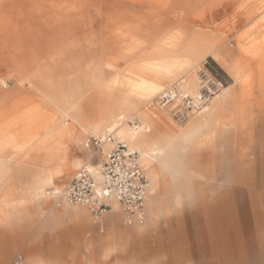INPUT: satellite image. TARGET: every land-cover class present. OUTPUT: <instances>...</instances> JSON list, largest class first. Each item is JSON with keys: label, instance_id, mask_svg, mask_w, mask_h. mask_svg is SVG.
<instances>
[{"label": "bare ground", "instance_id": "6f19581e", "mask_svg": "<svg viewBox=\"0 0 264 264\" xmlns=\"http://www.w3.org/2000/svg\"><path fill=\"white\" fill-rule=\"evenodd\" d=\"M100 1L0 0V194L33 173L27 200L44 204L48 186L81 168L82 158L70 160L81 134H113L139 154L151 222L169 214L167 194L152 197L176 169L229 187L228 197L207 210L205 264L244 258L253 263L264 239V77L260 82L254 67L264 73V0H117L146 6L118 17L113 56H100L93 47L91 11ZM104 10L107 17L110 6ZM107 42L102 45L111 47ZM234 50L243 58L237 60ZM210 55L233 84L204 111L203 124L166 131L155 98L179 81L195 91V71L184 76ZM109 60L128 65L118 69ZM135 116L141 121L137 129L125 123ZM38 159L45 168L31 166ZM119 208L114 202L113 212ZM189 220L194 229L186 233L200 244V219L192 214ZM180 232L175 228L162 237L178 239Z\"/></svg>", "mask_w": 264, "mask_h": 264}, {"label": "rangeland", "instance_id": "374dc122", "mask_svg": "<svg viewBox=\"0 0 264 264\" xmlns=\"http://www.w3.org/2000/svg\"><path fill=\"white\" fill-rule=\"evenodd\" d=\"M100 2H102V0ZM100 2L97 4L98 5L97 9H94L91 11L92 12L91 16L93 19H91L90 26H93V32L96 34L94 37L95 41H94L93 47H95L94 49H96L97 54L100 56H104V55L113 56L115 53L114 51H115L116 45L114 46L115 38L113 37L112 33L115 30V27H116L115 22L117 21L111 20V19L109 21L106 19V14L104 10L105 6L107 5L110 6L111 13L108 14L109 16L118 17L122 15L124 11H127V10H132V11L134 10L135 12L139 10L141 11V9L144 8V6L146 5H140L139 7V5L120 3L117 0H109V2L107 3L104 2L102 4ZM113 6L115 8L112 10ZM167 7L168 6L164 5L162 7H159V9L162 12H164L167 9ZM108 21L110 23L109 27L111 30L106 28L107 27L106 23ZM111 22L113 24H111ZM79 29L80 31H82V30H85L86 27L82 26ZM107 32H109L110 34L109 33L106 34ZM105 39H106V42L108 41L107 43H110L112 45L111 47L103 46ZM211 58L214 59L213 57ZM129 60L134 61L136 60V58L130 57L128 61ZM109 62L112 63V65H114L118 69H125L126 68L125 66L128 65L127 62L123 60H122L123 63L121 61H113V60H109ZM205 63L207 64V67L210 68V70H212L214 73L216 71L218 76H220L224 82L225 81L228 82L227 78L218 70V68L212 62L211 59H206L202 61L197 66H195L194 70L190 74L186 76L183 75V76L184 77H188L189 75L192 76L191 74H193L194 71L196 72ZM104 75H105V78L107 79H110L113 76L111 74H104ZM142 77L144 78L147 77L148 79L153 78V76H149L145 74H143ZM170 85L171 83L166 84L159 93H161L164 89H166ZM213 102L214 101H212V103ZM212 103H210L206 107V109L209 108V106ZM204 111L200 113L199 115H196L195 117H193L191 120H194L200 115H202ZM98 117H99L98 114L96 113L93 114L94 119H97ZM134 122L141 123L139 118L136 116L133 117V121L131 122L129 120L125 121V123L129 127L131 126V123H134ZM189 122L186 125H178V124H175L174 122L173 123L176 128L185 129L189 125ZM88 137H95V136L89 133L81 134L79 147L72 150V152L70 151L71 152L70 160L76 159V158L83 159L81 168L84 166H100L103 163V160L99 161L98 163L90 162V159L95 155L97 151L93 148L89 149L85 147V140ZM110 149H111V145L110 146L107 145L106 150L109 151ZM30 164L31 166H33V168L34 167L45 168V161L43 159L35 160L34 162ZM79 169L75 170L67 179L61 178V179L56 180L53 185L48 186L46 188V189L49 188L48 192L50 191V189H53V188L60 189L64 187L76 175ZM145 174L147 178L146 171H145ZM33 179H34L33 173H30L27 176L25 175L19 176L18 178L14 179V185H13L14 189L10 191L9 194L8 193L0 194V202H3V204H1L2 212L0 214V225H1L0 234L2 236H8L9 227L7 226L9 225L10 220L17 221V225H18L17 227L18 255H17V259L14 261L13 264H15L19 260L23 261V264H27L28 261L25 257L26 256L25 254H28L29 257L33 260H38L40 264L41 263L45 264V258L41 259L40 257L41 255H39V258H36L38 256L36 255V253H33L29 250H25L23 252V249H28V247H30L29 243L34 241L33 239L37 235V231L41 230L42 221L45 220V213L39 210L40 209L39 204L34 203V202H28L26 200V198L30 195ZM147 181H148V178H147ZM194 182H193L194 189L198 192V194H195L194 196L198 198L200 201L201 199H203L204 204L202 206H199L200 204L196 205L195 203H192L191 201H185V204H184L185 211L171 212L170 214H168L166 219H164L163 221L160 220V223L158 222L160 226L155 232L151 231L150 233H147L145 236H142V237L138 236L137 234H134L131 230H135L138 228H144L145 225H147L148 223L145 225H143L145 222L143 224H140L138 221L135 220L134 217H129L128 214L124 213L121 207L118 209L119 220H117L113 228H106L104 224H102L105 216L99 219H96L90 213H87L92 223L98 227L97 233H96L97 235L96 239L98 241V244H97L98 258L95 264H205L206 263L205 257L206 255H208V253L203 250V248L204 249L206 248L205 239H203V243L200 245H197V244L191 245L189 244V242L187 243L186 241L185 243L184 242L178 243L174 245L176 246L175 248L172 247L170 250L169 249L160 250V245L158 243V240L161 236L160 231L166 228V225H163L164 223L171 224L173 221H175L178 218H182V219L185 217L187 218V216H189L192 212L194 214L199 215V217L204 218L205 214H207V211H205L207 207H210L211 205H215V202L218 199L228 197V193H229L228 190L230 189L229 187H226L224 188V190H222L223 187L218 188L211 183L208 187L205 184L198 185V183H194ZM148 184H149V181H148ZM214 184H216V182H214ZM206 190H208L207 194H206ZM201 193L204 195H202ZM50 203L52 204V206L56 205L52 198H51V202L49 201V204ZM85 245H88V244H85ZM219 246L220 245H217L215 247V250L216 249L218 250ZM259 246H260L259 247L260 251L258 252L259 259L257 258V260L254 261L253 263L249 259L244 258L241 261H237V260L234 261L235 259L228 260V261L227 260L219 261V263H216V264H257V263L264 264V239L261 240ZM198 248H201L202 250L199 251ZM88 251L89 250H86V252ZM106 253H108L107 254L108 259H105ZM211 254L213 256H216L219 254V252L215 251V252H211ZM42 257H45V254H42ZM84 257L82 259V264H89L90 263V260L88 258L89 254L88 253L85 254Z\"/></svg>", "mask_w": 264, "mask_h": 264}, {"label": "crops", "instance_id": "0c3cea01", "mask_svg": "<svg viewBox=\"0 0 264 264\" xmlns=\"http://www.w3.org/2000/svg\"><path fill=\"white\" fill-rule=\"evenodd\" d=\"M140 7V5H139ZM140 11V10H139ZM119 17V16H118ZM118 17H111L107 16L106 19L110 21L119 19ZM97 18V16H96ZM109 21L107 23V29H109ZM117 23V22H115ZM116 26V24H115ZM108 34V32L106 33ZM235 58L237 60H240L243 58V55L238 52L237 50H234L233 52ZM208 56L206 59H211L212 62L216 65L218 70L227 78L228 82H224L220 76H218L217 72L215 71V75L218 76L225 84L226 87H229L233 84V80L230 77V75L225 72V70L220 67L221 65L217 63L214 59ZM214 58V57H213ZM205 59V60H206ZM220 66H219V65ZM256 64L255 72H256V78L261 82L263 81L264 73L259 71V67ZM257 66V67H256ZM210 69V68H209ZM260 76V77H259ZM261 79V80H260ZM259 82V83H260ZM225 87V88H226ZM258 92V91H257ZM212 104L209 106L211 107ZM158 109V108H157ZM166 110H159V120L160 125L166 130V131H179L183 129H178L174 126V123L177 124L173 118L171 117L170 113ZM205 115H200L194 120H191L189 122V125L185 128L188 129L190 126H193L197 122H201L202 124L205 122ZM174 122V123H173ZM104 161V156L100 152H96L95 155L90 159L91 163H98L99 161ZM142 167V165H141ZM143 169V167H142ZM144 170V169H143ZM181 171V172H180ZM145 172V170H144ZM179 172V173H178ZM176 175L173 173L166 174L167 183L165 188L163 189L162 186H159V190L156 189L153 192V199L158 198L162 192H165L167 194V200L172 202V206L169 209V214L174 211H184L185 201H191L192 203H195L196 205L200 204L199 206H202L204 204V200L201 199V201L196 198L194 195L198 194V192L194 189V183L205 184L209 187L210 183L207 182V180L201 176L197 175L194 176L189 172L182 171L180 169H176ZM146 175V174H145ZM173 175V177H172ZM179 175V176H178ZM161 180V178H158ZM177 180V181H176ZM188 181H192L191 183ZM161 185V183H159ZM163 185V184H162ZM214 186L218 188H222L224 190V186H220L218 183L214 184ZM185 187V188H184ZM178 188V190H177ZM192 191V192H191ZM184 192V193H183ZM187 192V193H186ZM191 192V193H190ZM208 190H206L207 194ZM202 194V193H201ZM177 195L179 197V201H174L173 196ZM188 195L190 198H188ZM204 195V194H202ZM181 197V198H180ZM195 197V198H194ZM28 197L26 198V200ZM28 202H31L27 200ZM49 201L51 202V198H46L44 204H39L40 211L45 213V220L42 221L41 224V230L37 231V235L34 237V241L29 243L28 249H23V252L25 250H29L33 253H36L38 255L36 258H39V255H41V259L45 258V264H82V259L85 256V254H89V264H95L98 258L97 253V229L98 227L95 226L91 219L89 218L88 210L84 207L80 208L79 206H62L57 207L56 205L52 206V204H49ZM25 202V201H24ZM3 202H0V214L2 212V206ZM209 207L205 211L208 210ZM172 209V210H171ZM171 210V211H170ZM203 210V209H201ZM197 211V210H196ZM195 212V211H194ZM123 214V213H122ZM194 214L193 212L190 214ZM189 215V216H190ZM197 215V214H196ZM105 216V217H104ZM168 216V215H167ZM159 218L155 219V222H151V220H148V214L147 210L145 211V220L144 224H147L149 222L148 228L144 231H139L143 228H138L135 230H131L134 234H137L138 236L142 237L145 236L147 233H150L151 231H156L158 227L160 226V220H164L167 218ZM189 216L187 218H178L175 221H173L171 224L164 223L163 225H166V228L164 230L160 231V238L158 240V243L160 245V250H170L172 247H176L174 245L178 243H185V241L191 245L197 244L200 245L203 243V232L206 231V227L204 225L205 223V217H199V223L198 227L196 229L200 232L199 235H201L199 239V243H194V240L191 235V231H188L186 233V229L193 230L194 226L190 225ZM103 223L106 228H113L116 224L117 220H119L118 216V210L113 212V206L110 211H108L105 215H103ZM147 221V222H146ZM159 222V223H158ZM102 226V225H101ZM142 226V225H140ZM9 227L8 236H2L0 234V264H13L14 261L17 259L18 255V232H17V221H9ZM162 227V225H161ZM204 227V229H203ZM1 228V225H0ZM180 229V233H183L178 239L170 238V240L164 241L163 239V233L167 232L168 230H175ZM163 229V228H162ZM134 231H138V233H135ZM7 234V233H6ZM205 239V238H204ZM40 240V241H39ZM88 244V245H85ZM165 248V249H164ZM199 251H201V248H198ZM86 250H89L86 252ZM177 252V251H176ZM42 254H45V257H42ZM108 253L105 255V259H108ZM27 259V264H40L38 260H33L29 257L28 254H25ZM84 255V256H83ZM85 258V257H84ZM33 260V261H32ZM40 260V259H39ZM43 264V263H41Z\"/></svg>", "mask_w": 264, "mask_h": 264}, {"label": "built area", "instance_id": "2783aa9c", "mask_svg": "<svg viewBox=\"0 0 264 264\" xmlns=\"http://www.w3.org/2000/svg\"><path fill=\"white\" fill-rule=\"evenodd\" d=\"M197 86L190 92L181 81L171 84L155 98V106L170 113L178 125H186L202 113L225 89L205 63L195 72ZM140 123H131L136 129ZM107 145H111L109 151ZM86 148H93L104 156L101 166H84L62 188L50 189L49 196L57 207H84L96 219L101 218L117 203L129 217L145 220V205L149 184L139 161V154L116 139L113 134L105 138L88 137ZM15 264H23L19 260Z\"/></svg>", "mask_w": 264, "mask_h": 264}, {"label": "trees", "instance_id": "16d2710c", "mask_svg": "<svg viewBox=\"0 0 264 264\" xmlns=\"http://www.w3.org/2000/svg\"><path fill=\"white\" fill-rule=\"evenodd\" d=\"M218 77V76H217ZM219 78V77H218ZM220 79V78H219ZM226 85V84H225Z\"/></svg>", "mask_w": 264, "mask_h": 264}]
</instances>
